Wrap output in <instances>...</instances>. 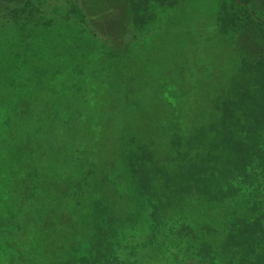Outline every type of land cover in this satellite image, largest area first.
Listing matches in <instances>:
<instances>
[{"label": "rangeland", "instance_id": "1", "mask_svg": "<svg viewBox=\"0 0 264 264\" xmlns=\"http://www.w3.org/2000/svg\"><path fill=\"white\" fill-rule=\"evenodd\" d=\"M128 2L75 0L82 22L75 15L68 22V0H41L37 26L24 32L11 24L10 15L0 19V173L9 174L6 183L0 177V264H61L73 257L74 235L91 233L84 203L102 191L121 222L118 264H185L190 251L177 229L191 216L196 225L220 233L222 219L240 202L235 198L210 206L188 201L151 232L145 222L148 207L130 195L122 148L131 132L160 163L168 161L172 135L206 122L192 110L193 96L219 89L213 81L233 74L242 57L263 55L264 43L251 45L242 34L216 33V0L151 5L153 21L139 30L131 23ZM251 2L264 13V0ZM12 11L8 14L15 16ZM184 38L192 42L188 51ZM108 51L119 60L109 58ZM181 51L183 57L174 58L179 63L173 62ZM150 59L160 62L159 70L141 68ZM97 62L103 68L95 72ZM138 73L140 90L147 77L159 78L158 93L172 99L156 105L150 122H133L131 130L122 116L127 107L121 110L115 94L122 97L125 78ZM194 77L199 84L191 89ZM135 109L141 114L140 106ZM68 110L79 117L66 121ZM94 165L101 170V192L89 195L84 190L93 185ZM122 218H127L126 228Z\"/></svg>", "mask_w": 264, "mask_h": 264}, {"label": "trees", "instance_id": "2", "mask_svg": "<svg viewBox=\"0 0 264 264\" xmlns=\"http://www.w3.org/2000/svg\"><path fill=\"white\" fill-rule=\"evenodd\" d=\"M216 2V33L242 34V39H249L251 45L264 43V13L257 11L251 0ZM68 3L67 21L75 15V19L82 22L75 0H68ZM168 4L171 0H129L132 25L138 30L144 28L153 21L151 5L162 7ZM39 6L41 0H0V19L10 15L11 24L20 27V31L28 26L34 28L37 26L34 20L35 14L38 16L40 12ZM11 8L17 13L15 16L8 14ZM47 24L45 27L50 25L49 22ZM183 46L188 51L192 42L190 44L184 38ZM182 53L176 54L173 59L183 57ZM107 55L113 59L118 57L109 51ZM179 60L172 61L179 63ZM195 62L192 60L191 65ZM238 64L233 74L222 77L225 81L222 78L213 81L217 82L219 89H206L209 93L206 95L190 94L193 96L192 110L198 111L206 122L192 128L189 133L172 135L170 147L173 156L168 161L160 163L154 153L143 142H138V137L131 132L122 143V164L130 180V195L134 203L140 202L144 209L145 205L148 207L145 222L151 232L165 225L167 213L181 209L188 201L214 206L240 199L238 205L227 212L228 217L222 219L220 233L209 225H196L191 216L186 224L177 229L182 241L188 245L187 251H190L189 262L185 264H264V54L254 60L242 57ZM146 66L154 70L161 67L160 62H152L151 59L144 62L141 68ZM101 68L102 62L93 66L95 72ZM139 76L138 73L126 77L127 85L122 88V97L115 94L121 110L122 106L127 107L122 110V116L125 115L124 120L131 130L133 122H150L147 119L158 110L156 105L172 99L171 96L162 99L158 93L161 91L159 78L147 77L140 90ZM111 79L110 86L118 93L119 86L113 85ZM198 80L192 78L191 89L195 88V83L199 84ZM173 105L171 112L176 108V104ZM139 106L141 114L135 109ZM130 108H133L131 114ZM16 110L19 115V108ZM64 117L66 121H71L79 116L68 110V115ZM157 136L154 132V137ZM92 171L95 177L91 180L93 185L86 184L84 190L89 195L101 192L102 178L97 175L101 170L94 165ZM0 175L3 182H8V171ZM83 212L91 233L88 236L74 235L77 246L72 252L75 254L61 264H118L115 253L116 247H119L121 222L103 191L84 203ZM123 219L122 227L126 228L127 218ZM5 243L6 247L10 246V242ZM11 249L16 252L15 247Z\"/></svg>", "mask_w": 264, "mask_h": 264}]
</instances>
